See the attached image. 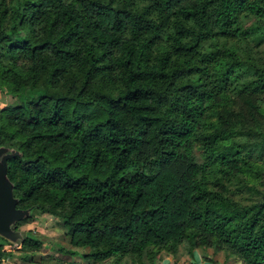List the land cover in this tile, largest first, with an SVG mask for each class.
Listing matches in <instances>:
<instances>
[{
  "label": "trees",
  "instance_id": "trees-1",
  "mask_svg": "<svg viewBox=\"0 0 264 264\" xmlns=\"http://www.w3.org/2000/svg\"><path fill=\"white\" fill-rule=\"evenodd\" d=\"M0 90L13 228L51 214L94 264H264V0H0ZM22 233L0 264L50 263Z\"/></svg>",
  "mask_w": 264,
  "mask_h": 264
},
{
  "label": "rangeland",
  "instance_id": "rangeland-1",
  "mask_svg": "<svg viewBox=\"0 0 264 264\" xmlns=\"http://www.w3.org/2000/svg\"><path fill=\"white\" fill-rule=\"evenodd\" d=\"M15 98L4 91L0 90V108L4 107L7 104L14 102ZM59 220L53 217L51 214L44 213L38 216V220L25 224L20 227L21 231H27L28 229L34 230L40 237L44 240V246L41 253L47 255L44 257L43 261L48 264H94L92 260H89L83 257L81 254L75 255H64L60 252L59 247L66 246L69 247V237H67L66 229L64 226L57 224ZM87 248H84L85 251ZM181 253L187 254L186 247H181ZM164 257L172 256L171 254L164 253ZM52 257H56L52 259ZM163 257V258H164ZM181 256L179 255V258ZM41 261V256L37 255L36 257ZM162 258V259H163ZM58 259V261H57ZM161 259V260H162ZM159 262V261H158ZM157 262V263H158ZM9 264H34L33 261H22L18 257L10 259Z\"/></svg>",
  "mask_w": 264,
  "mask_h": 264
},
{
  "label": "water",
  "instance_id": "water-1",
  "mask_svg": "<svg viewBox=\"0 0 264 264\" xmlns=\"http://www.w3.org/2000/svg\"><path fill=\"white\" fill-rule=\"evenodd\" d=\"M18 154L8 147L0 146V235L17 242L23 238L20 229L13 225L30 215V209L17 206L18 198L14 194V185L8 176V160Z\"/></svg>",
  "mask_w": 264,
  "mask_h": 264
},
{
  "label": "crops",
  "instance_id": "crops-1",
  "mask_svg": "<svg viewBox=\"0 0 264 264\" xmlns=\"http://www.w3.org/2000/svg\"><path fill=\"white\" fill-rule=\"evenodd\" d=\"M43 253L39 254V256ZM181 257L166 256L156 264H243L234 256L227 255L224 251H214L212 248H196L192 254H179Z\"/></svg>",
  "mask_w": 264,
  "mask_h": 264
}]
</instances>
